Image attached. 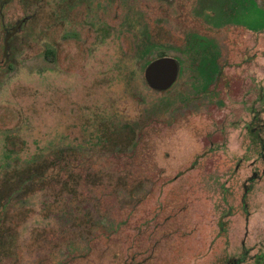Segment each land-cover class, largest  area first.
Here are the masks:
<instances>
[{
    "label": "rangeland",
    "instance_id": "374dc122",
    "mask_svg": "<svg viewBox=\"0 0 264 264\" xmlns=\"http://www.w3.org/2000/svg\"><path fill=\"white\" fill-rule=\"evenodd\" d=\"M262 30L264 0H0V264H264Z\"/></svg>",
    "mask_w": 264,
    "mask_h": 264
},
{
    "label": "water",
    "instance_id": "95a60500",
    "mask_svg": "<svg viewBox=\"0 0 264 264\" xmlns=\"http://www.w3.org/2000/svg\"><path fill=\"white\" fill-rule=\"evenodd\" d=\"M180 63L177 58L163 56L149 62L145 68L148 85L157 91H166L178 80Z\"/></svg>",
    "mask_w": 264,
    "mask_h": 264
},
{
    "label": "trees",
    "instance_id": "16d2710c",
    "mask_svg": "<svg viewBox=\"0 0 264 264\" xmlns=\"http://www.w3.org/2000/svg\"><path fill=\"white\" fill-rule=\"evenodd\" d=\"M258 34L264 35V30H262L261 32H258ZM233 39H234L233 43H234L235 46L240 44V42H239L240 38L238 36L234 37ZM255 47L258 48L257 45ZM255 47H254V49H256ZM47 52L51 53L52 51L51 50H47ZM161 56H164V55L161 54L160 57ZM225 63H224V65H222V67H221V69H220V71L218 73V81L220 80L218 82L219 84H221V82H223V80H228L229 79V77H228V75L226 73L227 65H225ZM258 94H259L260 98L263 97V95H264V86H263V84H259V86H258ZM251 111H252L251 118H250V120H248L245 123V128H247L249 130V132H250V134L252 135L253 138H256L255 142H256V140L257 141L259 140V144H261V147H264V125L262 123V120H261V117L259 115V112L257 110H255L254 107H252ZM118 224H121V222L118 223ZM226 225L227 224L225 222H221L220 226H221V230L222 231H224L226 229ZM108 238H109V236H108ZM89 242L91 244L92 243L95 244V242H96L95 241V237L92 236V238L89 240ZM91 244L89 245V251H91ZM1 252H3V251L0 250V253ZM71 257H72L71 255L70 256L68 255L67 258H65L64 261L61 264H69V258L71 259ZM147 258L149 259V257H147ZM146 262L147 261H144L143 263H146ZM233 262H234V260L231 259V261H228L227 264H233ZM128 264H130V263H128Z\"/></svg>",
    "mask_w": 264,
    "mask_h": 264
},
{
    "label": "flooded vegetation",
    "instance_id": "af4514ba",
    "mask_svg": "<svg viewBox=\"0 0 264 264\" xmlns=\"http://www.w3.org/2000/svg\"><path fill=\"white\" fill-rule=\"evenodd\" d=\"M164 56H166V55H164ZM161 57H163V56H161ZM158 58H159V57H158ZM150 62H151V61H150ZM220 69H221V68H220ZM179 74H180V73H179ZM178 78H179V77H178ZM145 80H146V79H145ZM177 81H178V80H177ZM177 81H176V82H177ZM146 82H147V81H146ZM175 84H176V83H175ZM175 84H174V85H175ZM174 85H173V86H174ZM173 86H172V87H173ZM172 87H171V88H172ZM171 88H169L168 90H170ZM156 91H157V90H156ZM166 91H167V90H166ZM160 92H163V91H160Z\"/></svg>",
    "mask_w": 264,
    "mask_h": 264
}]
</instances>
